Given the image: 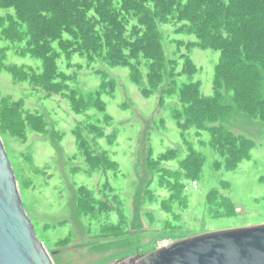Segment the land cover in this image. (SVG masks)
I'll return each mask as SVG.
<instances>
[{
    "label": "rangeland",
    "instance_id": "obj_1",
    "mask_svg": "<svg viewBox=\"0 0 264 264\" xmlns=\"http://www.w3.org/2000/svg\"><path fill=\"white\" fill-rule=\"evenodd\" d=\"M175 28L162 32L178 74L171 77L167 64L156 87L147 78L143 86L134 82L129 66L89 64L79 55L71 66L62 56L68 78L46 87L35 81L41 59L0 38V100L10 99L21 122L12 128L0 106V135L24 210L55 264L140 258L164 239L264 223V117L238 110L221 85L229 115L190 120L179 89L195 84L213 99L220 52ZM9 64L26 67L7 71ZM140 68L145 76L146 65ZM174 81L170 95L165 88ZM41 120L38 131L31 122Z\"/></svg>",
    "mask_w": 264,
    "mask_h": 264
},
{
    "label": "trees",
    "instance_id": "obj_2",
    "mask_svg": "<svg viewBox=\"0 0 264 264\" xmlns=\"http://www.w3.org/2000/svg\"><path fill=\"white\" fill-rule=\"evenodd\" d=\"M0 6L7 10L0 14V38L23 43L18 53L41 59V74L35 81L46 87L53 80L65 82L68 77L58 61L63 56L67 66L74 65V55L89 64L103 59L112 66H129L134 82L143 86L147 78L156 87L167 64L171 77L177 73L178 60L168 61L163 46L162 28L169 26L194 34L198 46L220 52L213 99L200 96L195 84L179 89L180 101L189 102L190 120L229 115L231 107L220 105L221 85L238 110L252 118L260 113L264 117V0H0ZM22 66L4 65L7 71L21 68V72ZM185 66L195 71L187 56ZM174 84L165 88L170 95L176 92ZM8 104L10 99L2 97L0 106L9 111L16 129L21 124L19 113ZM173 110L177 116L178 109ZM42 123L31 122L38 131L43 130Z\"/></svg>",
    "mask_w": 264,
    "mask_h": 264
},
{
    "label": "water",
    "instance_id": "obj_3",
    "mask_svg": "<svg viewBox=\"0 0 264 264\" xmlns=\"http://www.w3.org/2000/svg\"><path fill=\"white\" fill-rule=\"evenodd\" d=\"M142 254L104 264H264V223L201 233ZM0 264H55L24 210L1 135Z\"/></svg>",
    "mask_w": 264,
    "mask_h": 264
},
{
    "label": "built area",
    "instance_id": "obj_4",
    "mask_svg": "<svg viewBox=\"0 0 264 264\" xmlns=\"http://www.w3.org/2000/svg\"><path fill=\"white\" fill-rule=\"evenodd\" d=\"M171 244L170 241H167L166 239L162 240L159 244H158V248L161 247H168Z\"/></svg>",
    "mask_w": 264,
    "mask_h": 264
}]
</instances>
